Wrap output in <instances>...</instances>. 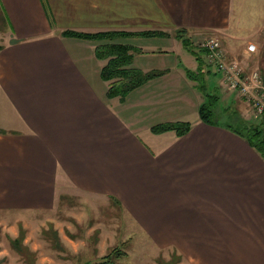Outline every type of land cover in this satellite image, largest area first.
<instances>
[{
    "label": "crops",
    "instance_id": "0c3cea01",
    "mask_svg": "<svg viewBox=\"0 0 264 264\" xmlns=\"http://www.w3.org/2000/svg\"><path fill=\"white\" fill-rule=\"evenodd\" d=\"M261 1L0 0V210H52L65 195L113 198L181 264H264V160L200 121L204 97L185 73L197 63L174 37L212 32L240 43L261 32ZM149 30L169 36L122 43L141 51L134 68L164 73L122 102L106 97L100 43L63 34ZM245 47L235 51L244 61ZM206 71L205 81L219 76L218 102L243 111L220 74ZM171 122L191 129L150 130Z\"/></svg>",
    "mask_w": 264,
    "mask_h": 264
},
{
    "label": "rangeland",
    "instance_id": "374dc122",
    "mask_svg": "<svg viewBox=\"0 0 264 264\" xmlns=\"http://www.w3.org/2000/svg\"><path fill=\"white\" fill-rule=\"evenodd\" d=\"M213 34L194 35V45L197 40ZM214 35L223 41L228 54L240 60L241 56L236 55L242 50L240 47L249 42L256 44L260 50L258 54L243 62L249 69L259 67L264 71V25L260 33H254L240 43L233 39L229 46L220 33ZM208 78L205 81L207 92L216 93L214 88L218 85L219 76L210 74ZM221 99L214 108L217 122L220 125L234 124L233 107L226 104V99ZM231 101L234 99L231 98L229 103ZM244 104L243 111L235 112L237 117L244 114L247 119H257L248 104ZM114 201L86 195H65L52 210H0V264H98L114 247L126 254L117 264L182 263L174 256V251H158Z\"/></svg>",
    "mask_w": 264,
    "mask_h": 264
},
{
    "label": "trees",
    "instance_id": "16d2710c",
    "mask_svg": "<svg viewBox=\"0 0 264 264\" xmlns=\"http://www.w3.org/2000/svg\"><path fill=\"white\" fill-rule=\"evenodd\" d=\"M63 34L100 43L95 48V57L104 62L100 70V78L108 83L106 92V97L108 99L118 98L119 101L122 102L131 91L164 73V71L158 70L144 72L134 68L132 66L134 55L141 53V51L131 45L122 43V41L127 38L136 37H168L169 34L165 32L154 30L142 32L104 31L95 33L65 31ZM174 37L181 42L183 48L197 63L195 71L185 70V73L187 78L194 82L195 87L204 97V102L201 104L198 111L200 121L205 124L220 125L214 113L215 105L219 99L218 95L217 93L207 92L206 89L205 75L208 72L206 68L211 66L208 65L206 61L205 51L194 45L193 38L195 36L187 33L185 30H177L174 33ZM233 114L236 116L234 118V124L220 126H223L244 139L264 160V116L257 117L255 120H244L241 117H237L235 112ZM190 129L191 124L189 122H171L155 125L151 127L150 130L155 134L172 131L176 136L181 137L187 134ZM2 133L3 132L0 130V134ZM111 200L114 201L115 199L112 198ZM125 255V252L120 248L114 247L108 254L100 259L98 264H117V261L122 259ZM174 256H176L178 260H181L179 255L174 254Z\"/></svg>",
    "mask_w": 264,
    "mask_h": 264
},
{
    "label": "built area",
    "instance_id": "2783aa9c",
    "mask_svg": "<svg viewBox=\"0 0 264 264\" xmlns=\"http://www.w3.org/2000/svg\"><path fill=\"white\" fill-rule=\"evenodd\" d=\"M196 46L205 51V58L220 74L227 90L238 94L256 117L264 116V71L259 67L247 68L244 60L228 54L217 35H210L196 41ZM259 52L256 44L247 43L243 56L247 60Z\"/></svg>",
    "mask_w": 264,
    "mask_h": 264
}]
</instances>
